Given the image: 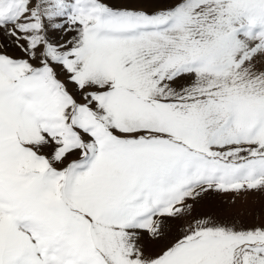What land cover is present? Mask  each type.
Returning a JSON list of instances; mask_svg holds the SVG:
<instances>
[{"label": "snow or ice", "instance_id": "6c2138e0", "mask_svg": "<svg viewBox=\"0 0 264 264\" xmlns=\"http://www.w3.org/2000/svg\"><path fill=\"white\" fill-rule=\"evenodd\" d=\"M0 264H264V0H0Z\"/></svg>", "mask_w": 264, "mask_h": 264}, {"label": "rangeland", "instance_id": "374dc122", "mask_svg": "<svg viewBox=\"0 0 264 264\" xmlns=\"http://www.w3.org/2000/svg\"><path fill=\"white\" fill-rule=\"evenodd\" d=\"M225 199H227V197ZM260 199L261 196L259 195L252 196L246 193H241L232 210L238 213L243 212L253 201H259Z\"/></svg>", "mask_w": 264, "mask_h": 264}]
</instances>
